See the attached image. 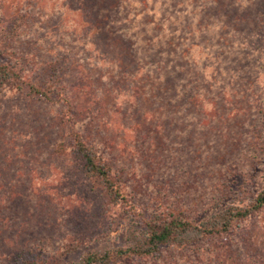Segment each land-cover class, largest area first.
I'll return each mask as SVG.
<instances>
[{"label":"rangeland","instance_id":"rangeland-1","mask_svg":"<svg viewBox=\"0 0 264 264\" xmlns=\"http://www.w3.org/2000/svg\"><path fill=\"white\" fill-rule=\"evenodd\" d=\"M233 2L0 0V45L17 48L28 79L50 62L61 75L54 91L70 101L0 89V264L29 247L37 260L59 247L61 263L73 264L134 237L122 229L124 209L82 169L79 131L146 220L199 222L261 190L264 0L246 12ZM106 24L131 26L127 40L107 48L108 34L93 31ZM122 264H264V207L226 238L167 244Z\"/></svg>","mask_w":264,"mask_h":264},{"label":"trees","instance_id":"trees-1","mask_svg":"<svg viewBox=\"0 0 264 264\" xmlns=\"http://www.w3.org/2000/svg\"><path fill=\"white\" fill-rule=\"evenodd\" d=\"M233 1L232 5H234V7L243 12L250 11L246 9H250L252 0H244L245 3H239L238 0ZM250 21L252 22V20ZM103 27V29L94 28L93 31L97 33L102 30L108 34V39L102 43L105 44L107 48H110L109 44L112 45L114 37L123 38L125 40V35L131 31V26L120 29L106 24L103 25ZM90 42L96 45L94 41ZM131 45H133V43H131ZM96 46L97 48H95V50L100 52L101 57L107 53L101 51L99 45ZM17 51V48L10 47L9 44L0 45L1 90L24 91L28 95L41 97V99L43 98L52 103L60 99L70 103L69 96L66 97L63 95L64 93H61V91L59 92L60 89L54 91V85L61 77L59 70L49 66L48 64H50V62L47 61V63H44L47 65L44 69L45 72H43L44 76H40L36 79L33 77L32 80L28 79L23 72L24 68L22 69L20 67L22 63L21 58L23 57L19 55L15 59L14 56L12 57V54L17 53ZM107 56V54L104 56L105 61ZM166 69L167 67L163 70L159 68V70H161L159 75L160 78H165ZM47 71H50V73H46ZM169 73L173 72L169 71ZM53 75L55 80L51 81L50 76ZM56 79H58V81H56ZM75 86L76 85L71 84V90H74ZM68 117H72V115L69 113ZM72 142L75 154L80 160L86 176L95 183L100 184L103 193H105L108 198L107 200H109L112 205H120L124 209V216H129L130 225L124 223L122 229H127L128 231L132 228L131 231L134 233V237H131V239L125 241V243L109 245L107 248L103 247L102 249H100L98 245L92 250L85 251L82 257L73 264H122L129 258L141 256L153 257L154 254L158 252L159 248L167 244L181 245L191 242L196 238L205 239L211 236L226 238L240 226L241 222L264 207L263 174V186L261 190L245 205L235 203L231 206H225L209 215L208 219L199 222H195L191 219L178 218L171 214H167L166 216H159L156 214L153 216L154 218L150 217L146 220L144 216L138 215L139 206L133 201V194L123 186L119 173L107 163L102 153L91 145V143H87L80 131L73 135ZM58 143L59 142H57V144ZM56 145L54 148H56ZM136 233H138L139 236L136 235ZM58 251L59 247L54 249V256L45 254L42 260H37L34 258L35 253L29 247L21 251L24 255H19L17 258L11 257L6 260L4 264H62L59 260Z\"/></svg>","mask_w":264,"mask_h":264}]
</instances>
